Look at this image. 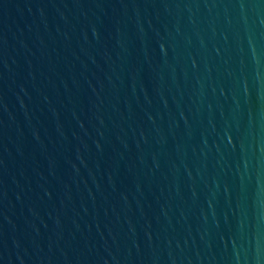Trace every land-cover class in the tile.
Returning <instances> with one entry per match:
<instances>
[{
	"label": "water",
	"instance_id": "obj_1",
	"mask_svg": "<svg viewBox=\"0 0 264 264\" xmlns=\"http://www.w3.org/2000/svg\"><path fill=\"white\" fill-rule=\"evenodd\" d=\"M0 264H264V0H0Z\"/></svg>",
	"mask_w": 264,
	"mask_h": 264
}]
</instances>
